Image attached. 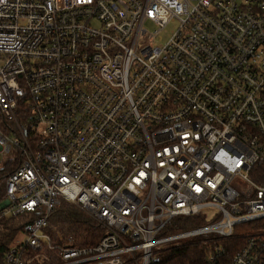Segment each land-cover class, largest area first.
Masks as SVG:
<instances>
[{"label":"built area","instance_id":"built-area-1","mask_svg":"<svg viewBox=\"0 0 264 264\" xmlns=\"http://www.w3.org/2000/svg\"><path fill=\"white\" fill-rule=\"evenodd\" d=\"M0 120L6 264H160L250 221L227 264H264V0H0ZM65 203L96 242L57 231Z\"/></svg>","mask_w":264,"mask_h":264},{"label":"trees","instance_id":"trees-1","mask_svg":"<svg viewBox=\"0 0 264 264\" xmlns=\"http://www.w3.org/2000/svg\"><path fill=\"white\" fill-rule=\"evenodd\" d=\"M0 124H3L1 120ZM16 166V160H8L0 167V205L4 200L5 180ZM51 219L58 232L71 234L76 241L83 244L96 242L104 232L100 224L71 203H65L54 211ZM204 223L206 222L201 215L179 216L172 218L163 232L176 233ZM257 224L258 221L239 223L234 226L233 234L227 238L210 234L167 246L158 253L161 256L160 264H207L206 258L209 254L215 256L217 264H227ZM21 227L22 222L13 218L1 220L0 216V264H6L5 252Z\"/></svg>","mask_w":264,"mask_h":264},{"label":"rangeland","instance_id":"rangeland-1","mask_svg":"<svg viewBox=\"0 0 264 264\" xmlns=\"http://www.w3.org/2000/svg\"><path fill=\"white\" fill-rule=\"evenodd\" d=\"M175 26H176V24L175 23H168L167 25H166V27L165 28H163L161 31H160V34H159V36H158V38H156V40H155V43L156 44H160V43H163L167 38H168V36H169V34H170V32L175 28ZM145 27H146V29H148V31H152L155 27L153 26V25H150V24H146L145 25ZM0 162H1V155H0ZM3 202H4V200H3ZM2 202V203H3ZM2 207V204L0 205V208ZM3 208V207H2ZM2 208H1V210H2ZM206 214H207V218H206V221L207 220H209L211 217H212V215L215 213V209H213V208H208V209H205V211H204ZM88 216V215H87ZM11 218V215L10 214H6L4 217H2L1 216V220L2 219H10ZM54 221H52V223H53ZM188 239H190V238H185V239H183L182 241H185V240H188ZM76 242H79V241H76ZM177 241H174V243H176ZM80 243H82V242H80ZM83 244V243H82ZM4 261H5V259H4Z\"/></svg>","mask_w":264,"mask_h":264}]
</instances>
